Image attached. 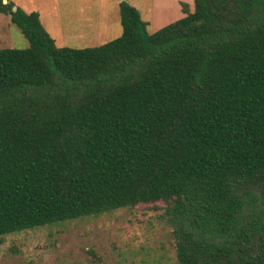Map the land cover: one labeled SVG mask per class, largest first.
Instances as JSON below:
<instances>
[{"label":"trees","instance_id":"trees-1","mask_svg":"<svg viewBox=\"0 0 264 264\" xmlns=\"http://www.w3.org/2000/svg\"><path fill=\"white\" fill-rule=\"evenodd\" d=\"M57 45L0 0V237L162 201L177 264H264V0H193L149 32Z\"/></svg>","mask_w":264,"mask_h":264},{"label":"rangeland","instance_id":"rangeland-1","mask_svg":"<svg viewBox=\"0 0 264 264\" xmlns=\"http://www.w3.org/2000/svg\"><path fill=\"white\" fill-rule=\"evenodd\" d=\"M4 2L6 0H3ZM37 11L57 45L95 46L118 37L120 0H9ZM152 32L184 15L193 0H125ZM19 27L0 13V48L26 47ZM164 203H140L93 217L66 220L0 237V264H177Z\"/></svg>","mask_w":264,"mask_h":264}]
</instances>
